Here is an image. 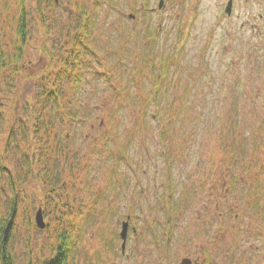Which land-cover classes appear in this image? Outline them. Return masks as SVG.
I'll return each mask as SVG.
<instances>
[{"label":"rangeland","instance_id":"1","mask_svg":"<svg viewBox=\"0 0 264 264\" xmlns=\"http://www.w3.org/2000/svg\"><path fill=\"white\" fill-rule=\"evenodd\" d=\"M228 1L165 0L160 7V0H27L30 39L22 62L27 74L40 72L45 74L42 79L48 74L46 82L55 77L56 68L47 73L51 60L44 54L43 40L62 59L71 47L65 42L67 32L79 24L82 11L95 14L97 30L108 33L111 46L121 47L114 37L119 31L130 32V42L123 46L132 55L139 49L147 55L148 40L153 38L147 33L160 28L157 49L164 58L174 54L176 72L160 92L159 108L167 111L169 106L168 115L154 114L159 104L152 101L155 85L153 72L146 67L149 62L139 64V58L129 56L130 71L142 68L136 74L128 70L122 79L130 99L114 100L110 90H103L105 79L87 75L92 118L84 121L77 112L80 106L74 105L77 119H55L50 131L42 129L45 137L35 130L44 116L38 113L44 98L35 93L43 80L31 75L20 82L21 73L17 79L6 71L0 74L4 81L13 80L9 92L2 87L5 82L0 83V165L6 167L0 173V203L9 208L19 190L18 264H28L30 258L40 264L41 257L50 256L55 231L61 227L78 239L81 263L183 264L182 258L188 256L207 258L211 264H264V200H256L254 208L250 196L256 188L264 197V165L256 163L261 151L254 146L250 168L236 164L232 157L236 136L229 142L223 133L236 105L241 72L240 129L250 136L245 140L249 146L251 136L258 135L264 147V64L253 63L251 57L243 62L246 42L259 46L264 55V0H233L231 14L226 12ZM18 12L17 0H0L2 43L12 40L11 17ZM43 13L50 33L42 24ZM92 63L98 73L104 71L102 62ZM108 63L112 67L113 59ZM54 65L67 83L80 73L73 67L71 76L56 61ZM65 85L73 94V85ZM22 121L26 131L19 125ZM169 123L162 138L160 129ZM92 124L99 130L91 131ZM57 145L63 152L53 151ZM118 152L126 156L114 173ZM167 154L172 156L165 159ZM236 193L242 194L241 201ZM172 203L176 210L170 208ZM39 208L45 228L36 223ZM128 215L123 253L120 233Z\"/></svg>","mask_w":264,"mask_h":264},{"label":"trees","instance_id":"2","mask_svg":"<svg viewBox=\"0 0 264 264\" xmlns=\"http://www.w3.org/2000/svg\"><path fill=\"white\" fill-rule=\"evenodd\" d=\"M19 5V12L11 17L12 22V40L10 39L8 43H2V39L0 37V74H3L5 71L8 72L10 76L14 77V79H17L18 74L21 73L22 77L19 80L22 82V80H26L27 78H30L31 75L43 78V73H31L27 74L25 70L22 67V62L24 59L25 50L27 48V45L29 43L30 39V18H29V12L27 9V0H17ZM48 3H51L52 0H46ZM146 4V3H145ZM82 19L79 21V24L76 27H70L67 32V37L65 39L66 43H70L71 47L67 49L65 52V55H63V58L60 59L58 56V53H55L47 47L46 40H43L42 43V49L44 51V54H46L51 62L47 66V73L51 71V69L56 68L57 72L55 74L56 76H59L58 79L53 77L49 82H46L44 80H47V77L49 76L47 74V77L45 79H42L43 81H40V85L36 89V92L38 96L41 94L44 98V103L42 107H40L38 113L44 114L42 118L39 119L37 124L36 133L37 135L41 133V136L45 137L46 131H50L53 125L51 122L57 120H72L75 121L77 119V116L75 115V112L73 108L74 105H79L80 108H77V112L79 115H82L84 118V121H89L92 118L91 111L89 109L91 102H92V96L87 94L85 92V83L88 81H91L90 79L87 80L85 76L92 74L94 77L95 74L97 75V79L100 80L105 79L104 82H106V86L104 84L103 90L106 92L107 90H110L111 95L113 96L114 100L120 98L121 96L123 99H130V93L127 91L129 88L124 85L122 82V79L124 77V74L128 73V65L132 64L133 62L129 61L130 59L139 58L140 63L139 64H145V62H149L148 65H146L147 68H149L153 72V80H154V87H153V96L152 101L157 102L159 105L157 106L156 112L154 114L158 113H164L165 115H168L171 113V110L169 106H167V111H163L160 107L161 100H160V92L163 89L165 85H167L166 81L171 80V78L175 75V69L173 67V64L171 62V59L174 60V54H170V57H163V53L158 51L157 48H159L157 35L160 31V28L157 29V32L152 34L151 32L147 33V36L149 38L153 37L152 40H148L151 43V46L146 49V54H140V49L137 50L135 55H132V51L127 48L123 44L125 41H128L127 44L130 42L131 33L127 32V35H123L122 32H118L114 37L121 41V47L116 48L115 44H108V41L110 40L109 37L106 35V31L101 30L98 32L96 21L97 18L95 14H91L87 11H82ZM43 23L46 25L48 29V33H50V22L48 18L46 17V14L43 13L42 16ZM16 25H15V24ZM98 34L100 36H98ZM110 36V35H109ZM98 40V41H97ZM103 40L102 42H100ZM264 43V42H262ZM245 57L243 58V62L247 64V60H249V57H251V61L253 63H261L264 64V55L260 54V47L254 45V43L246 42L245 43ZM176 52L175 50L173 51ZM68 53V56H67ZM179 53L178 51L176 54ZM114 61V64L112 67L106 66L109 63V59ZM90 58V59H89ZM61 65V69H64L68 71V73L73 76L74 72L77 74V68L79 67L80 73L77 74L74 79H69L68 83L66 79H62V74L58 71V68L54 65V63ZM92 62L100 63L102 62V69L104 71L98 73L96 70L93 69ZM76 69L74 72H72L71 69ZM110 67V68H109ZM85 69V71H84ZM142 71V68L140 66L136 67L135 69L132 68V70L129 72H132L134 74L139 73ZM242 74L241 72H238V77L236 79V105L234 107L233 112L229 113L228 115V124L227 128L224 127L223 133L224 136L227 138V140L230 142L234 140V136H236V149H234L232 157L233 160L236 161V164L245 163L247 168H250V164H254L253 158H254V146L256 145V152L261 151V156L256 158L257 165L261 164V166L264 165V147L262 146L261 142H258V135L251 136V146H249L245 140H247L250 136H248L246 133L242 132V129H240V126L242 124V121L244 120L242 118L241 112L244 111L243 105L240 103V88L243 83L239 81ZM62 79V80H61ZM4 83L2 87H6L7 92H9L12 88L10 84L13 83V80H2L0 79V83ZM129 82H134L133 80H129ZM65 84H71L74 87L73 94L69 95V92L67 91ZM170 87V85L168 86ZM79 88V90H77ZM126 91V93L124 92ZM86 94V95H85ZM86 98V100H85ZM17 98H15V101ZM85 100V101H84ZM74 103V104H73ZM84 109V110H83ZM88 110V111H86ZM262 115H264V110L261 112ZM43 122V123H42ZM170 122V121H169ZM171 122H175V118L171 120ZM20 126L23 127V130L26 131L27 127L25 126V122L22 121L19 123ZM84 125V123H83ZM93 128L90 127V130H97L98 127H95V124H92ZM171 126L170 123L168 127H161L160 134L162 138H165L168 132L170 130ZM262 129V125L260 126ZM45 129L46 131L42 130ZM99 130V129H98ZM94 131V132H95ZM239 134V135H238ZM40 135V134H39ZM48 137H50L48 135ZM106 135L102 136V139L105 138ZM68 138L67 135L62 137L64 141H66ZM51 139V138H50ZM104 140V139H103ZM58 141H61L59 139ZM49 142V140L47 141ZM8 146V143L6 144ZM125 151L128 153L129 146H125ZM52 151V150H51ZM53 151L63 152L61 145H57ZM66 155H68V149H65ZM230 153H228L229 155ZM259 154V153H258ZM119 159L117 160V165L113 169L114 173H117L120 169L119 164L124 160L126 154H121L118 152ZM168 156L166 155L165 159H168ZM256 156V155H255ZM57 160V159H55ZM169 169L171 168V164H168ZM232 165H230V169H232ZM243 170L245 169L242 166ZM4 170H6V167L4 165H0V173H2ZM227 171H230L229 169ZM233 173L234 170H232ZM231 171V173H232ZM247 172L248 170H244ZM170 182V181H169ZM19 190L16 189V194L14 195L13 199L9 201V208H2V205L0 203V264H18L17 262V249H16V239H15V231H16V217L19 213ZM260 194V191L256 188L250 193V196H252L253 201V207L258 208L257 201H263V199L258 196ZM238 195V200L241 201L242 194L236 193V196ZM172 200V197L170 198ZM68 200L64 201L65 204ZM171 203V201H170ZM175 203V202H174ZM252 203V202H248ZM178 204V202L176 203ZM264 207V201L261 204V208ZM171 208L173 210H176L178 207H175V204L172 203ZM260 210V209H259ZM47 214V212H46ZM55 240L52 241V245H50L51 251L50 256H43L41 257L40 264H91L87 261H84L83 263L79 260V251H78V239L75 237V234L73 231L68 230L65 227L57 228ZM28 247L31 249V245L28 244ZM28 264H34L32 258L29 259Z\"/></svg>","mask_w":264,"mask_h":264},{"label":"water","instance_id":"3","mask_svg":"<svg viewBox=\"0 0 264 264\" xmlns=\"http://www.w3.org/2000/svg\"><path fill=\"white\" fill-rule=\"evenodd\" d=\"M163 4H164V0H160L159 6L162 7ZM232 6H233V1L230 0L228 2L227 7H226V10H227L228 13L232 12ZM129 218H130V216L128 217V220L123 222L122 231L120 233L121 237L123 239V244H122L123 251L125 250V247H126V240H127L129 224H130L129 223ZM36 223H37L38 227H40V228H45L46 227V222L44 221V217H43L41 208H39L37 213H36ZM183 262L185 264H189L190 260L188 258H184Z\"/></svg>","mask_w":264,"mask_h":264},{"label":"flooded vegetation","instance_id":"4","mask_svg":"<svg viewBox=\"0 0 264 264\" xmlns=\"http://www.w3.org/2000/svg\"><path fill=\"white\" fill-rule=\"evenodd\" d=\"M142 190H143V189H142ZM167 230H168V231L170 230V232H171V227H170L169 225L167 226ZM137 237H138L137 239H138V241H139V237H140V236H137ZM123 253H125V251H123ZM128 256H129V255H128ZM184 258H188V259L190 260L189 264H211V262H208L207 258H206L205 260L199 261V257H197V258H193V257H188V256L182 258L181 262H182L183 264H185V263L183 262Z\"/></svg>","mask_w":264,"mask_h":264}]
</instances>
